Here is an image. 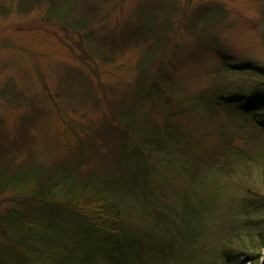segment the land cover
Instances as JSON below:
<instances>
[{"label":"rangeland","instance_id":"obj_1","mask_svg":"<svg viewBox=\"0 0 264 264\" xmlns=\"http://www.w3.org/2000/svg\"><path fill=\"white\" fill-rule=\"evenodd\" d=\"M17 1L0 0V129L12 134L21 114H32L34 158H78L80 138L135 102L155 125L173 118L191 134L185 142L210 130L215 146L221 133L230 134L224 141L248 155L236 160L228 154L221 170L192 163L184 150L145 147L146 161L132 167L142 180L139 193L107 197L137 238L132 264L216 263L228 239L264 231V138L249 126L253 114L222 100L253 83L233 74L220 81L215 74L222 60L264 70V0H104L85 31L69 26L79 19L80 0L50 19L39 6L19 11ZM160 41L164 53L136 92L140 59ZM154 76L169 90H159ZM258 119L264 124V114ZM15 196L0 194V213L16 207ZM260 253L257 264L264 249ZM36 258L32 264L55 263L48 255L42 263ZM90 264L118 262L97 252Z\"/></svg>","mask_w":264,"mask_h":264},{"label":"trees","instance_id":"obj_2","mask_svg":"<svg viewBox=\"0 0 264 264\" xmlns=\"http://www.w3.org/2000/svg\"><path fill=\"white\" fill-rule=\"evenodd\" d=\"M103 1L80 0L79 19L69 26L74 31H85L98 2ZM69 3L70 0H18L16 8L26 11L39 6L47 11L46 19H50L61 16ZM162 44L156 42L157 48L150 45L151 49L140 59L139 76L134 83L136 92H140L143 79L147 78L146 69L158 60ZM222 62L215 72L219 80L233 74L253 83L248 92L224 95L222 100L236 104L245 114H253L249 126L258 130L257 137L264 138V124L258 119L264 114V70ZM154 79L159 90H169L162 77L154 76ZM135 94L127 96L134 99ZM21 115L12 134L0 129V194L11 191L16 195V207L0 213V264H32L35 256L41 257L40 261L36 259L42 263L47 255L54 264H90L91 256L97 252L118 264H132L137 257V238L123 228L121 211L115 206L114 198L110 202L107 197L139 193L142 180L138 173L132 172V167L146 161L145 147H165L172 152L184 150L192 163L207 162L221 170L223 164L228 165V154H233L236 160L239 156L248 158L239 146L234 149L230 141H224L230 134L221 133L215 146L209 144L210 130L185 142V137L191 134L178 123L175 125L173 118L167 116L163 126L155 125L150 114H139L135 102L126 114H109L100 129L91 128L86 140L80 138L78 158L48 163L34 158L35 152L28 144L33 115ZM207 117L203 115L201 119ZM97 138L101 142L93 150L91 145L94 146ZM260 153L264 154L262 150ZM261 248L264 249V231L257 236L251 233L233 236L222 249L224 259L206 264H257ZM38 250L40 254L33 255Z\"/></svg>","mask_w":264,"mask_h":264},{"label":"water","instance_id":"obj_3","mask_svg":"<svg viewBox=\"0 0 264 264\" xmlns=\"http://www.w3.org/2000/svg\"><path fill=\"white\" fill-rule=\"evenodd\" d=\"M263 259H262V261H261V264H263L264 263V257H262Z\"/></svg>","mask_w":264,"mask_h":264}]
</instances>
